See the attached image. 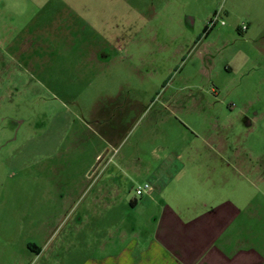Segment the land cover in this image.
Instances as JSON below:
<instances>
[{
  "label": "rangeland",
  "instance_id": "374dc122",
  "mask_svg": "<svg viewBox=\"0 0 264 264\" xmlns=\"http://www.w3.org/2000/svg\"><path fill=\"white\" fill-rule=\"evenodd\" d=\"M119 96L130 101L120 118L130 135L103 161L128 174L119 181L123 202L98 216L103 230L142 199L136 162L149 156L154 164L174 150L178 164L204 174L187 159L219 151L264 176V0H0V264H83L89 256L96 216L85 214L89 198L77 197L105 145L99 124L89 123L96 111H115L110 99ZM232 169L219 163L237 205L242 194L253 200L244 215L254 237L264 225V180ZM132 218L124 215L125 227Z\"/></svg>",
  "mask_w": 264,
  "mask_h": 264
},
{
  "label": "crops",
  "instance_id": "0c3cea01",
  "mask_svg": "<svg viewBox=\"0 0 264 264\" xmlns=\"http://www.w3.org/2000/svg\"><path fill=\"white\" fill-rule=\"evenodd\" d=\"M248 30L247 28L246 31ZM175 95L171 96L170 102L175 101ZM125 100L121 96L117 99L113 97L110 101L118 104L117 109L100 116L96 111L89 123L99 124L98 129L105 134V145L98 151L90 167H87L86 170H90L87 184L78 191L77 198H89L85 214L96 216L97 237L88 244L89 256L83 264H264L262 221L256 225L255 230H258L254 237L250 236L249 231L247 236L251 215L248 214L247 219L244 209L253 211V200H247L242 194L240 198L244 204L237 205L234 186L231 189L227 187L231 183L229 170L219 172L218 168L222 162L223 166L233 168L231 172L234 175L238 173L246 177V180L253 178L258 182L264 180L263 171L259 166L254 169L248 166L244 170L240 169L242 164L229 165L227 159L219 156V151H214L216 159H187L194 168H205L204 174L199 170L189 171L185 162L178 164L177 160L172 159L174 150L165 154L162 159L158 158L154 164L153 155L147 157L146 160L150 162L146 165L137 161V173L143 177V184H150L151 190L141 196L136 194L142 199L140 202L134 200L127 214V205L121 210L117 208L120 211L117 220L121 218V222L112 227L110 224L106 225L105 230L102 229L98 216L109 215L110 211L116 209L111 201L124 200V181L120 184L119 181L120 177L124 179L128 173L120 163L114 166L110 164L111 160H103L109 148L117 150L130 135V130L126 132L120 121V118L129 113L124 112L122 102H126ZM127 108L130 110L129 105ZM97 127L92 126L91 131L96 132ZM204 144L207 150L216 147L209 142ZM223 146L218 143L220 152L224 150ZM197 151L203 152L200 149ZM67 197L60 195V198ZM71 198L75 199L73 196ZM116 213L117 210L114 214ZM124 215L133 216L131 226L125 227ZM239 217H245V220L238 224ZM259 218L264 219L261 214ZM79 220L82 222L81 218ZM116 230L118 238L114 241L112 235ZM103 231L108 237H101ZM129 234L132 237H128ZM254 238H262L256 242L258 247Z\"/></svg>",
  "mask_w": 264,
  "mask_h": 264
},
{
  "label": "built area",
  "instance_id": "2783aa9c",
  "mask_svg": "<svg viewBox=\"0 0 264 264\" xmlns=\"http://www.w3.org/2000/svg\"><path fill=\"white\" fill-rule=\"evenodd\" d=\"M218 17V16H217ZM217 20H215V21H212L211 23H210V25H211V27H214L216 24H217ZM222 24H224V22L222 21ZM151 190V186H150V184H148V183H145V184H143L142 186H138L137 188H136V194L138 195V196H141V195H143L144 193H146V192H148V191H150Z\"/></svg>",
  "mask_w": 264,
  "mask_h": 264
}]
</instances>
